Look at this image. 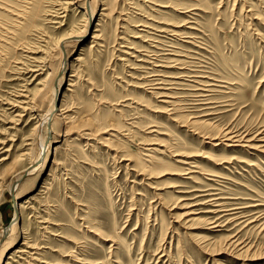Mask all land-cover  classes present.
I'll return each instance as SVG.
<instances>
[{
  "label": "rangeland",
  "instance_id": "1",
  "mask_svg": "<svg viewBox=\"0 0 264 264\" xmlns=\"http://www.w3.org/2000/svg\"><path fill=\"white\" fill-rule=\"evenodd\" d=\"M71 1L0 3V264H264V0Z\"/></svg>",
  "mask_w": 264,
  "mask_h": 264
},
{
  "label": "bare ground",
  "instance_id": "2",
  "mask_svg": "<svg viewBox=\"0 0 264 264\" xmlns=\"http://www.w3.org/2000/svg\"><path fill=\"white\" fill-rule=\"evenodd\" d=\"M1 1H2V3L3 4H6V3H4V1L3 0H0V3H1ZM21 1V0H20ZM56 1V0H55ZM70 1V0H69ZM73 1V0H72ZM72 1H71V3H72ZM86 1V0H85ZM59 3H60V1H58ZM39 3H41V1L39 2ZM43 3V2H42ZM87 3V2H86ZM51 4H53V3H51ZM88 4V3H87ZM176 4V3H175ZM174 4V5H175ZM92 5V4H91ZM173 5V6H174ZM51 6V5H50ZM53 6V5H52ZM86 6V5H85ZM178 6V5H177ZM5 8V7H4ZM52 8V7H51ZM86 8H87V6H86ZM115 8V7H114ZM174 8V7H173ZM0 9H3L2 7H1V4H0ZM35 9V8H34ZM176 9V8H175ZM3 12V11H2ZM24 12V11H23ZM22 12V13H23ZM35 12V11H34ZM86 12V11H85ZM89 18H92L93 19V11L92 10H90L89 9ZM104 12V11H103ZM111 12V11H110ZM25 14H27V13H25ZM2 15H4V12H3V14ZM11 15V14H10ZM21 16L22 15H24V13L23 14H20ZM18 16V15H17ZM31 16V15H30ZM33 16H35V15H33ZM1 18V17H0ZM18 18H19V16H18ZM91 21V20H90ZM99 25V24H98ZM161 25V24H160ZM172 25V24H171ZM18 26V25H17ZM20 26V25H19ZM18 28V27H17ZM28 29V28H27ZM94 31H97V30H94ZM19 32V31H18ZM96 33V32H95ZM97 34V33H96ZM99 35V34H98ZM78 36V35H77ZM8 37V36H7ZM10 37V36H9ZM92 37V36H91ZM95 37H97V35H93V38H95ZM100 37V36H99ZM83 38V35H81V36H79L78 37V41L80 42L81 41V39ZM76 39V38H75ZM100 39V38H99ZM94 40V39H93ZM76 41V40H75ZM92 41V40H91ZM91 46V45H90ZM87 50V49H86ZM63 54V53H62ZM62 57H63V55H62ZM68 56H66L65 57V61H63V63L64 64H62L63 65V67H62V69H61V75H60V79L59 80H57V83H56V87L53 89L52 88V101H51V105H50V108H49V110L45 113V114H43L42 116H40L39 117V121H38V124H36L37 126H36V129L35 130H37L38 131V133H40V145H41V147L45 150V152H42V153H45V154H43V155H40V157L38 156V158H34V160L31 162V164L30 165H28L26 168H24L23 170H20L19 172H15V174L13 175V180H12V183L10 182V187H9V189L13 192L14 190H15V192H14V194H13V198L15 199V202L19 199L16 195V192H17V187H19L18 186V183H19V180H21L23 177H31V175H33V174H35V172H37V170H38V168L39 169H41V167L43 166V165H45L44 164V162H42V161H47L46 160V157H47V147H46V149H45V146L47 145L45 142L46 141H44V139H42V135H41V133H42V131H43V129L47 126V128L49 127V123L51 122V120L53 119V117H55L56 115H55V109H56V104L57 103H59V98H60V96L62 97L63 95V93H62V90H61V83H62V80H63V74H65L66 72H67V66H68V58H67ZM77 57H79V56H77ZM80 58V57H79ZM70 66V65H69ZM38 68V67H37ZM71 75V74H70ZM74 75V74H73ZM207 77V76H206ZM40 83V82H39ZM55 83V82H54ZM41 85V84H40ZM68 85L69 86H71V85H73L71 82L70 83H68ZM207 85V84H206ZM203 86V85H202ZM43 87V86H42ZM73 87V86H72ZM39 91V90H38ZM168 97V96H167ZM17 98V97H16ZM16 101V100H15ZM18 101V100H17ZM169 101V100H168ZM165 102V101H164ZM169 102H171V101H169ZM14 103V102H13ZM20 103H22L21 101H20ZM28 103H30L29 101H28ZM173 103V102H172ZM27 104V103H26ZM25 104V105H26ZM23 106V105H22ZM23 108H24V106H23ZM26 108V107H25ZM25 108H24V110H25ZM29 108V107H28ZM31 109H33V106L32 107H30L29 108V112H30V110ZM23 110V109H22ZM59 111V110H58ZM63 113V112H62ZM58 116L57 117H55L54 118V121L56 120V119H60L59 118V113L57 114ZM62 115V114H61ZM64 115V114H63ZM62 115V116H63ZM67 117V116H66ZM75 118V117H74ZM74 118L72 119L71 118V120H70V122H67V123H70V124H72V122H74L73 120H74ZM81 119V118H80ZM60 120H62V119H60ZM66 121H68V120H66ZM62 122H63V120H62ZM65 122V121H64ZM194 123H195V121H194ZM46 125V126H45ZM76 125V124H75ZM113 125V124H112ZM116 125V124H115ZM45 126V127H44ZM71 127V126H70ZM34 130V131H35ZM68 131V130H67ZM249 133L247 132L246 134H244V133H239V132H237V131H234V130H230V129H225V130H221V132H219V134H218V136H216V137H214V138H211L210 140H220V142H222V143H224L227 147H234V146H239V145H242V146H246V148L247 147H249V148H252V149H260V151H262V149L264 150V133L263 132H261V131H259V132H257V133H254L252 136H249L248 135ZM261 134H263V135H261ZM90 135V134H89ZM206 137H207V135H206ZM108 141V140H107ZM59 146V145H58ZM40 147V148H41ZM41 148V149H42ZM164 148H166V146L164 147ZM55 150H56V148H54ZM152 150V149H151ZM164 150V149H163ZM167 150H169V149H167ZM153 151V150H152ZM173 151V150H172ZM258 151V150H257ZM172 155V154H171ZM170 155V156H171ZM180 155V154H179ZM182 155H184V154H182ZM181 155V156H182ZM187 155V154H186ZM185 155V156H186ZM149 156V158H148V162H150V163H154V164H158V165H165L160 159L159 160H154V158L153 157H151L150 155H148ZM172 156H174V155H172ZM35 157V156H34ZM175 158H177L176 156H174ZM190 157V156H189ZM174 158V159H175ZM173 159V158H172ZM211 159V158H210ZM213 160V159H212ZM143 161H145V160H143ZM177 162H181L182 161V159L180 160V159H177L176 160ZM42 162V163H41ZM167 162V161H166ZM161 167V166H160ZM189 170V169H188ZM210 172V171H209ZM206 173V172H205ZM139 174V173H138ZM146 174V173H145ZM204 175V174H203ZM25 179V178H24ZM23 179V180H24ZM11 192V193H12ZM37 195V194H36ZM29 198H31V197H29ZM21 208V204H18L17 202H16V210H17V215H20L21 213H19V209ZM238 213V212H237ZM191 214H193V211L192 210H189L188 212H186L185 213V215L184 216H188V215H191ZM192 216V215H191ZM18 217H20V216H17V218ZM17 218H16V220H17ZM15 220V221H16ZM215 222V221H214ZM16 223H18L17 221H16ZM210 223V222H209ZM15 224V223H14ZM212 224V223H211ZM210 224V225H211ZM16 225V224H15ZM15 225H14V227H15ZM216 227V226H215ZM12 229V227H10L9 229H7V230H5V231H0V239H2L4 236H6L7 235V233L10 231ZM23 232V231H22ZM235 237V236H234ZM108 239V238H107ZM21 248L22 247H18L14 252L15 253H18V252H22L21 251ZM26 250V249H25Z\"/></svg>",
  "mask_w": 264,
  "mask_h": 264
}]
</instances>
